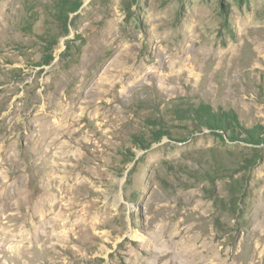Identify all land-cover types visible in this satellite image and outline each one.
Wrapping results in <instances>:
<instances>
[{"label": "rangeland", "instance_id": "rangeland-1", "mask_svg": "<svg viewBox=\"0 0 264 264\" xmlns=\"http://www.w3.org/2000/svg\"><path fill=\"white\" fill-rule=\"evenodd\" d=\"M0 264H264V0H0Z\"/></svg>", "mask_w": 264, "mask_h": 264}, {"label": "trees", "instance_id": "trees-1", "mask_svg": "<svg viewBox=\"0 0 264 264\" xmlns=\"http://www.w3.org/2000/svg\"><path fill=\"white\" fill-rule=\"evenodd\" d=\"M184 101V99L182 100ZM187 107H183L181 104H172L171 106V116L175 121L180 123L190 124V127H194L195 129H210V130H221L222 132H231L233 133L234 128L237 126V117L233 112H225L222 113L220 111L216 112L211 110V108L203 102H199L197 104L188 103ZM149 112L143 114V128L149 133V138L142 139V137H138L136 135L132 136V140L135 146L139 149L145 150L151 144V142H156L161 140L164 137L170 139L171 134L168 131V117L163 116L158 111L156 107H149ZM136 115V112H134ZM250 138L251 144H257L260 142V138L258 135L250 134L248 135ZM254 152H258V150H254ZM260 158L254 157V159L246 160L247 168H253ZM237 183L232 185L238 193L231 192L228 199L222 201L221 206L222 210L227 211L234 220H239L241 217V206L243 204L242 197L244 196L246 185L245 183H241L244 181H236ZM214 225L216 231L219 233V237L224 235L227 230L232 231H240L238 228V224L234 223L232 228H224V224L221 222L219 218L214 221ZM236 236H231L232 241H235Z\"/></svg>", "mask_w": 264, "mask_h": 264}]
</instances>
